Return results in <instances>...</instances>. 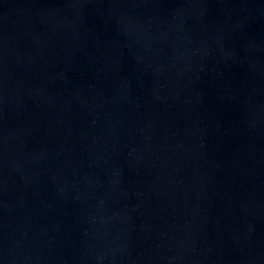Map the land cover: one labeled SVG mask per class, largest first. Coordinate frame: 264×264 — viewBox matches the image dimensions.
<instances>
[{
	"label": "water",
	"instance_id": "water-1",
	"mask_svg": "<svg viewBox=\"0 0 264 264\" xmlns=\"http://www.w3.org/2000/svg\"><path fill=\"white\" fill-rule=\"evenodd\" d=\"M0 264H264V0H0Z\"/></svg>",
	"mask_w": 264,
	"mask_h": 264
}]
</instances>
